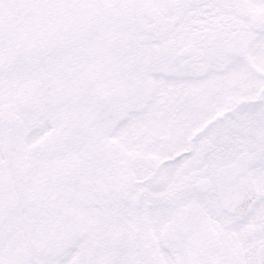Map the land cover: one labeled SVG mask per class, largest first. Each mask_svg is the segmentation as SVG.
Returning a JSON list of instances; mask_svg holds the SVG:
<instances>
[{"label":"snow or ice","instance_id":"obj_1","mask_svg":"<svg viewBox=\"0 0 264 264\" xmlns=\"http://www.w3.org/2000/svg\"><path fill=\"white\" fill-rule=\"evenodd\" d=\"M0 264H264V0H0Z\"/></svg>","mask_w":264,"mask_h":264}]
</instances>
